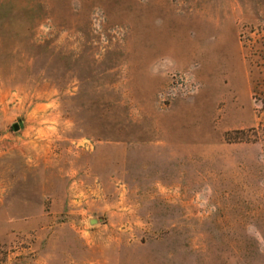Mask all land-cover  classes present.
I'll list each match as a JSON object with an SVG mask.
<instances>
[{
  "label": "rangeland",
  "instance_id": "obj_1",
  "mask_svg": "<svg viewBox=\"0 0 264 264\" xmlns=\"http://www.w3.org/2000/svg\"><path fill=\"white\" fill-rule=\"evenodd\" d=\"M0 206V264H264V0H0Z\"/></svg>",
  "mask_w": 264,
  "mask_h": 264
},
{
  "label": "crops",
  "instance_id": "obj_2",
  "mask_svg": "<svg viewBox=\"0 0 264 264\" xmlns=\"http://www.w3.org/2000/svg\"><path fill=\"white\" fill-rule=\"evenodd\" d=\"M0 208H1V206H0ZM5 217H10L9 211L5 212L4 210L0 209V218H5Z\"/></svg>",
  "mask_w": 264,
  "mask_h": 264
},
{
  "label": "water",
  "instance_id": "obj_3",
  "mask_svg": "<svg viewBox=\"0 0 264 264\" xmlns=\"http://www.w3.org/2000/svg\"><path fill=\"white\" fill-rule=\"evenodd\" d=\"M14 129H15V130H18V129H19V126H18V125H16V126L14 127Z\"/></svg>",
  "mask_w": 264,
  "mask_h": 264
}]
</instances>
